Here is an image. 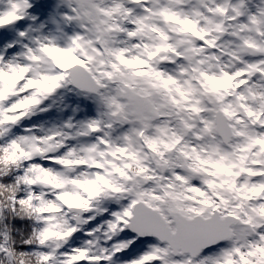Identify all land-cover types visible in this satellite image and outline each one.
I'll return each mask as SVG.
<instances>
[{
    "label": "snow or ice",
    "instance_id": "obj_1",
    "mask_svg": "<svg viewBox=\"0 0 264 264\" xmlns=\"http://www.w3.org/2000/svg\"><path fill=\"white\" fill-rule=\"evenodd\" d=\"M44 7L0 0V264H264V0Z\"/></svg>",
    "mask_w": 264,
    "mask_h": 264
},
{
    "label": "rangeland",
    "instance_id": "obj_2",
    "mask_svg": "<svg viewBox=\"0 0 264 264\" xmlns=\"http://www.w3.org/2000/svg\"><path fill=\"white\" fill-rule=\"evenodd\" d=\"M38 3H41L42 4V2L41 1H37ZM56 2V0H51V1H49V3H55ZM43 5V4H42ZM45 7L44 8H42L41 9V12H35L34 13V15L37 17V19L39 20V19H41V13L42 12H45V11H50V9H47V5H44ZM48 19V17H47V15H45V16H43V20H42V22L43 21H46Z\"/></svg>",
    "mask_w": 264,
    "mask_h": 264
},
{
    "label": "trees",
    "instance_id": "obj_3",
    "mask_svg": "<svg viewBox=\"0 0 264 264\" xmlns=\"http://www.w3.org/2000/svg\"><path fill=\"white\" fill-rule=\"evenodd\" d=\"M38 1H41L43 3V5H47L49 3V1H51V0H38Z\"/></svg>",
    "mask_w": 264,
    "mask_h": 264
}]
</instances>
